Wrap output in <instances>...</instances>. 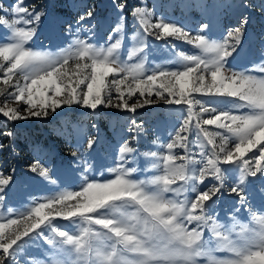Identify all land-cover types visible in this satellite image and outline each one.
Here are the masks:
<instances>
[{
	"label": "snow or ice",
	"instance_id": "obj_1",
	"mask_svg": "<svg viewBox=\"0 0 264 264\" xmlns=\"http://www.w3.org/2000/svg\"><path fill=\"white\" fill-rule=\"evenodd\" d=\"M125 7L124 3L117 5L120 15L108 38L114 42L107 47L77 38L67 48L52 52L27 46L36 35L43 11L34 5L25 6L23 0L12 5L11 11L0 6L4 13L0 15V26L5 29V35L0 37V80L7 86L0 87V114L8 121L46 118L50 111L73 104L93 111L104 106L132 113L161 100L187 106V116L164 146L166 154L145 153L155 158L151 167L161 171L146 180L134 179L132 174L137 168L124 166L126 156L135 151L126 139L118 149L120 163L110 169L114 178L97 181L85 175L79 191L60 192L45 202L14 212L4 208L5 191L13 176L0 171V210L9 213L7 218L0 215V221H4L0 222V264H21V260L24 264H45V260L22 256L34 237L50 249L45 253L46 259L50 257L48 264H264V214L247 208L254 226L237 218L252 198L248 185L256 181L264 185V60L260 75L226 68L230 59L240 55L246 18L223 39L214 40L204 34L209 29L207 23H201L200 32L193 36L164 19L152 23V13L146 6L134 8L132 15L144 32L154 29L157 39L175 37L200 50V55L177 53L180 67L176 70L157 66L151 75H145L146 44L141 42L129 53V59L139 57L137 63L129 64L120 58ZM93 16L94 10H88L77 23ZM66 27L72 30L71 24ZM70 60L75 63L74 75L67 67ZM84 60L90 63H81ZM110 75L113 78L109 81ZM14 76L18 77L15 83ZM153 89L155 100L151 98ZM193 94L232 98L231 107L217 112L216 108L205 107ZM133 96L137 99L130 104ZM11 100L26 107L12 106ZM197 105L199 112L195 110ZM205 113L210 118L203 119ZM205 126L224 131L212 132ZM130 131H142V126L133 121ZM193 131L201 149L200 160L189 153L188 135ZM4 135L12 137L13 132ZM216 137L221 139L219 145ZM96 143V137H89L86 147L71 155L77 157L78 151L83 155ZM208 146L210 149L205 152ZM174 149H182L184 154L176 155ZM248 153L251 157L245 158ZM178 160L183 162L177 163ZM221 163L238 170V177L227 189L238 198V206L233 205L230 217L226 214L218 218L210 214L216 203L213 198L223 194L225 173L230 171ZM190 164L202 167L197 170ZM87 167L90 170L91 165ZM31 171L50 179V169L39 161ZM207 176L217 183L199 189ZM189 191L194 193L191 199L188 195L179 199ZM259 194L264 199V187ZM259 212L264 213V205ZM57 218L78 227L61 230L54 223ZM219 252L226 255L219 256Z\"/></svg>",
	"mask_w": 264,
	"mask_h": 264
},
{
	"label": "rangeland",
	"instance_id": "obj_2",
	"mask_svg": "<svg viewBox=\"0 0 264 264\" xmlns=\"http://www.w3.org/2000/svg\"><path fill=\"white\" fill-rule=\"evenodd\" d=\"M17 2L18 0H0V6L11 11V6ZM23 2L25 6L34 5L37 10L45 13L37 27L35 37L28 42L27 46L38 51L52 52L67 48L77 38L87 40L97 47H107L114 42V40L109 41L108 38L120 15L117 5L124 3L126 5L123 12L125 19L122 22L124 41L120 48V58L129 64L137 63L139 57L133 56L129 59V53L141 42L146 44L144 59L148 71L145 75H151L152 69L157 66L176 70L180 67L177 63V53L183 51L187 55H200V50L175 37L157 39L154 29H150L148 33L144 32L138 20L132 15L134 8L146 6L152 13V23L164 19L166 22L183 27L193 36L200 32L201 23H207L209 29L204 34L214 40L223 39L229 30L241 24L246 18L240 55L234 60L230 59L226 68L231 71L247 70L252 75L261 74L259 67L264 60V0H23ZM88 10H94V16L78 24L80 16ZM0 15L4 13L0 12ZM68 24L72 25L71 31L66 27ZM4 35L5 29L0 26V37ZM133 36L135 39L132 38ZM81 63H90V61L84 60ZM67 67L70 75H74V61L70 60ZM17 78L14 76L12 82L15 83ZM112 78L113 76L110 75L108 80ZM208 79L210 80V75ZM21 83H23L22 79ZM0 87H7L2 80H0ZM8 91L13 89L8 88ZM113 95L115 96V93ZM193 95L201 100L205 107L216 108L217 112L231 107L229 101L232 98L205 94ZM137 96L131 97L129 103L135 102ZM145 97H148V93H145ZM151 98L156 99L155 89L152 91ZM0 100H3V97H0ZM9 102L12 106H19L21 109L26 107L15 100ZM195 110L199 112V105ZM233 111L246 112L247 109H233ZM186 116V105H170L162 100L138 108L135 113L104 106H99L93 111L73 104L70 107L66 105L59 107L55 112L50 111V115L46 118L32 117L13 122L0 114V126L3 127L0 135L6 137L5 132L10 130L13 132L12 137L0 139V144L4 145L0 148V171L13 176V182L5 191L4 208L21 212L33 206L35 202H45L46 198L60 192L79 191L85 175L97 181L114 178L115 174L110 169L120 163L118 149L126 139L135 149L133 153L126 156L124 165L137 168V171L132 174L133 178L146 180L153 175L161 174L160 170L151 167V164L156 162L155 158L146 156L145 153L166 154L164 146L170 142L174 131ZM208 118H210L209 114H203V119ZM133 121L142 126V131L136 133L130 131ZM205 127L212 132L224 131L216 126ZM89 137L97 138L93 149L85 150L83 155L78 151L77 157H73L71 152L86 147V140ZM200 140L203 141V137H200ZM188 141L189 153L194 159L200 160L201 149L195 131L188 135ZM216 143L217 145L221 143L220 137H216ZM209 149L210 146L204 150L207 152ZM174 154L182 156L184 150L174 149ZM249 157L251 153H248L245 158ZM36 161L50 169V179L31 171ZM182 162L177 161V163ZM88 164L91 165L90 170L87 167ZM189 167H195L198 170L202 164L194 166L190 164ZM221 167L229 168L230 171L225 173L223 194L218 199L213 198L216 203L214 212L210 214L218 218L226 214L230 217L233 205L238 206V198L227 191L238 177V170L223 163ZM52 180L55 183H52ZM215 183L217 181L213 177L207 176L204 183L199 185V189L202 190ZM261 187L264 185H261L259 181L248 185L252 198L237 215L239 221L249 226L254 225L248 219V207L258 214H264L259 212L264 205V199L259 194ZM184 195H188L191 199L194 193L189 191L182 194L179 199H183ZM166 196L171 197L173 194L166 193ZM0 215L9 217V213L3 210H0ZM54 223L61 230H75L78 227L62 218H57ZM48 251H50L48 246L43 244L40 238L34 237L33 241H29L26 253H22V256L26 255L33 261L45 260V264H48L50 257L45 258V253ZM217 255L224 256L226 253L219 252ZM21 264H24L23 260Z\"/></svg>",
	"mask_w": 264,
	"mask_h": 264
},
{
	"label": "trees",
	"instance_id": "obj_3",
	"mask_svg": "<svg viewBox=\"0 0 264 264\" xmlns=\"http://www.w3.org/2000/svg\"><path fill=\"white\" fill-rule=\"evenodd\" d=\"M70 66H73V65L70 64ZM1 130H3V127H2V126H0V133H1ZM5 138L7 139L8 136L3 137L2 135H0V139H1V140L5 139ZM9 141H10V139H9Z\"/></svg>",
	"mask_w": 264,
	"mask_h": 264
}]
</instances>
